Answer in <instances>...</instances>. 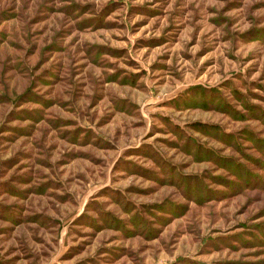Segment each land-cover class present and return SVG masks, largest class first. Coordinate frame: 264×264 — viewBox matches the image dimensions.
<instances>
[{"label":"rangeland","instance_id":"obj_1","mask_svg":"<svg viewBox=\"0 0 264 264\" xmlns=\"http://www.w3.org/2000/svg\"><path fill=\"white\" fill-rule=\"evenodd\" d=\"M0 264H264V0H0Z\"/></svg>","mask_w":264,"mask_h":264}]
</instances>
